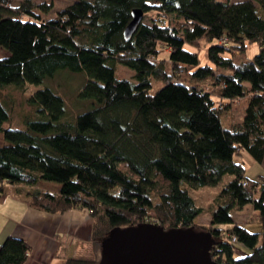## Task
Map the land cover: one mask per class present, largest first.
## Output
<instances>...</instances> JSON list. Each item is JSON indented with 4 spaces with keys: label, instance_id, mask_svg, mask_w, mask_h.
Returning a JSON list of instances; mask_svg holds the SVG:
<instances>
[{
    "label": "trees",
    "instance_id": "16d2710c",
    "mask_svg": "<svg viewBox=\"0 0 264 264\" xmlns=\"http://www.w3.org/2000/svg\"><path fill=\"white\" fill-rule=\"evenodd\" d=\"M12 3L0 0V48L11 55L0 60V92L84 72L79 96L93 109L67 121L63 97L39 90L26 128L4 129L10 117L0 100V199L11 187L41 212L88 210L96 246L114 229L154 223L211 232L218 264H264V176L248 178L235 162L242 150L264 159V0H78L45 21L33 10L53 5ZM134 10L144 21L125 39ZM204 38L218 44L207 53L212 65L200 67L186 46ZM254 44L259 53L237 63ZM163 50L167 61L159 59ZM117 65L135 72L137 83L118 80ZM152 81L165 83L155 96ZM243 99L244 122L224 129L221 116ZM42 181L59 184V193L39 189ZM219 185L201 207L195 191ZM248 208V224L262 233L234 220ZM207 215V228L196 224ZM233 238L251 254L236 259ZM30 250L11 236L0 245V264H26Z\"/></svg>",
    "mask_w": 264,
    "mask_h": 264
},
{
    "label": "rangeland",
    "instance_id": "374dc122",
    "mask_svg": "<svg viewBox=\"0 0 264 264\" xmlns=\"http://www.w3.org/2000/svg\"><path fill=\"white\" fill-rule=\"evenodd\" d=\"M23 0H13L12 6H17L19 2ZM78 0H34L37 5H43L45 3L49 5H53L50 11L43 10L40 7L34 8L35 14L42 20L53 19L57 16V14L67 8V6L74 4ZM241 2V0H235ZM11 6V7H12ZM218 44L217 41H207L206 38L199 40V44L197 46H186V49L192 51L198 55L200 58V67L211 66L207 53L211 46ZM259 53L258 45L254 44V46L250 47L242 57H235V61L237 63H244L251 61L257 54ZM10 53L6 49L0 48V60L10 57ZM226 56L232 57L230 54ZM168 54L163 50V53L159 56V59L167 61ZM116 78L118 80L124 81L127 80L130 83L136 84L135 72H133L128 67H123L121 65H117L115 68ZM87 75L84 72L74 73L71 71H59L54 78H49L42 84L37 85H26L24 88H18L13 86H7L0 92V100L2 102L5 110L8 111L10 119L5 123L4 129L9 127L26 128V120L25 118L31 113L30 108V99L31 96L37 93L39 90L51 89L59 96L63 97L65 101L66 108V116L65 120L72 122L76 120L78 116L91 111L93 109L92 103L89 100L81 99L79 96L81 90L86 86ZM205 85L210 84L209 82H205ZM249 87V84H246ZM165 86L164 82L161 81H152V89L150 93L155 96L158 93V90ZM249 105L248 99H243L240 101H236L233 107L229 110H226L224 114L221 116V122L224 129H231L234 125L244 122V118L246 116V109ZM0 144H5L3 139V133L0 132ZM241 155H237L235 158V162L241 163L245 166L246 175L251 177L253 180H257L260 176L264 175V165L257 163L251 154L247 151L242 150L240 152ZM60 186L56 183H48L43 182L38 184V187L42 190H50L51 192L56 191L57 187ZM205 190V191H201ZM199 191H195L194 198L198 200V203L201 207H207L209 203H211L216 196V194L221 190V185L217 187H206L205 189H201ZM254 212L251 208L240 211V213L234 216V220H236L237 224H243L247 227L251 233H262V226L257 223H249L250 217ZM211 218L209 215L207 216H199L196 219V224L207 228L211 223ZM221 226V225H219ZM6 237L4 240H6ZM3 240V241H4ZM235 247V258L241 259L247 255H250L251 252L240 243H234Z\"/></svg>",
    "mask_w": 264,
    "mask_h": 264
},
{
    "label": "crops",
    "instance_id": "0c3cea01",
    "mask_svg": "<svg viewBox=\"0 0 264 264\" xmlns=\"http://www.w3.org/2000/svg\"><path fill=\"white\" fill-rule=\"evenodd\" d=\"M56 187L44 190L59 193L61 186ZM20 194L10 187L0 199V245L11 236L26 241L31 249L26 264H66L68 258L100 261L101 248L90 241L93 220L88 210L52 215L29 207Z\"/></svg>",
    "mask_w": 264,
    "mask_h": 264
},
{
    "label": "water",
    "instance_id": "95a60500",
    "mask_svg": "<svg viewBox=\"0 0 264 264\" xmlns=\"http://www.w3.org/2000/svg\"><path fill=\"white\" fill-rule=\"evenodd\" d=\"M124 32L129 39L144 21V11L134 10ZM211 232L190 229L165 230L145 223L114 229L101 245L99 264H218L210 254Z\"/></svg>",
    "mask_w": 264,
    "mask_h": 264
},
{
    "label": "built area",
    "instance_id": "2783aa9c",
    "mask_svg": "<svg viewBox=\"0 0 264 264\" xmlns=\"http://www.w3.org/2000/svg\"><path fill=\"white\" fill-rule=\"evenodd\" d=\"M244 185H246V184H244ZM236 241H237L236 238H233V239H232V242L237 243Z\"/></svg>",
    "mask_w": 264,
    "mask_h": 264
}]
</instances>
